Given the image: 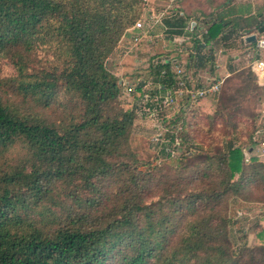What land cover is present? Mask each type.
Here are the masks:
<instances>
[{"label": "trees", "instance_id": "1", "mask_svg": "<svg viewBox=\"0 0 264 264\" xmlns=\"http://www.w3.org/2000/svg\"><path fill=\"white\" fill-rule=\"evenodd\" d=\"M144 3L0 0V62L9 61L16 74L5 81L32 101L27 113L12 107L0 82V157L18 145L25 150L0 165V264H264V230L256 246L238 245L229 205L264 185V165L246 161L244 154L246 144L253 147L259 142L255 136L264 134L262 123L249 143L237 145L239 125L229 115L235 139L214 155L212 147L205 156L189 151L197 156L195 163L186 156L193 165L179 157L183 173L177 179L143 173L147 164L129 146L139 109L123 107L124 82L106 62L142 19ZM217 26L204 43L194 41L188 51L193 66H205L203 48L218 37ZM45 46L55 49L57 65H36L35 54ZM207 53L211 58L212 49ZM145 70L138 93L147 80L157 91L173 87L170 58L152 57ZM251 80H244L243 94ZM255 88L264 92L257 83ZM216 96L194 105L188 101L181 109L197 111ZM55 104L68 111L60 124L32 111ZM183 126L174 130L184 146ZM174 132L167 133L163 154ZM195 144L194 149L202 146ZM152 195L158 200L149 203Z\"/></svg>", "mask_w": 264, "mask_h": 264}, {"label": "rangeland", "instance_id": "2", "mask_svg": "<svg viewBox=\"0 0 264 264\" xmlns=\"http://www.w3.org/2000/svg\"><path fill=\"white\" fill-rule=\"evenodd\" d=\"M144 1V16L154 15L155 13L157 16H160V12H163L169 6L168 0ZM179 7L176 6L173 13L181 14L182 10ZM151 26L152 23L149 21L146 30H149ZM155 27H151L152 29L148 33L146 31L145 33H136L141 36V41L138 44H135L133 41L135 33L134 29L131 28L128 35L126 34L119 43L114 54L107 60L106 66L111 73L124 82L123 93L120 97L123 107L131 109L136 105L139 109L137 118L134 121L129 146L137 160L140 163L147 164L143 166L142 172L148 173V175L158 174L159 176L168 174L171 179H177L183 173V169L181 168L182 162L178 160L179 157L185 156L183 157L185 158L183 163L193 165L197 161L195 160L196 155L205 156L207 148L212 147L211 155H214L218 150L223 151L226 142L235 139L232 138L233 132L227 123L229 115L234 114V121L239 125L237 133H240V138L238 136L240 140L236 141L237 145L240 142L241 144L249 143L247 142L249 136L261 123L264 125V92L256 90L257 79L254 74L250 77L249 73L252 71L249 67L246 68L248 63L247 57L244 58L245 54L244 56L240 54L241 60L233 63L236 72L231 73L225 80L216 98L208 99L201 109H197L194 112H191V109L188 107H185L184 111L181 109L186 100L178 101V103L176 101L168 109L164 110L166 114H160L159 111H155V107H157L155 104V94L158 91L152 81L147 80L143 91H140V93L136 91L139 83L144 82L147 78V74L144 71H146L148 61L152 57H162L163 54L171 56L172 49L184 52V59L188 60V51L193 48L194 40L198 39L199 35L190 40L186 39L188 42H170L168 38L171 37L167 36L166 33L160 32L159 28L156 30L157 27ZM221 48L222 45L214 48L216 49L215 51H218L219 64L222 63ZM35 59L37 61L36 65L45 64V68L59 63L55 56V49L48 46H45V48L40 47L35 54ZM15 76V70L9 61L3 60L0 62V82L4 81V88L2 90L4 99L12 107H17L21 109L20 111L24 110L27 113L29 112L28 107L32 106V101H26L17 95L5 81L12 80ZM244 80L252 81L251 89L246 94L242 93L246 86ZM62 98L63 96H61ZM166 98H168V93ZM221 110L225 116L219 114ZM32 111L34 114L43 115L47 121L56 124H60L68 113L60 104H55L46 110L34 108ZM254 115L258 116L256 121L253 119ZM182 126L185 133H181V135L188 140L192 138L195 143L201 144L202 146L200 147H203L202 151L198 150L200 147L198 149L192 148L196 144L188 140L185 141L186 146L180 145L181 137L177 131H180ZM173 131H175V139L168 146L169 148L165 149L166 154H163L161 152L162 148L170 143V137H167V133L169 135V132L172 133ZM246 145L248 148L245 152H248L250 144ZM189 151H193L196 157L192 156V153H189ZM24 152L25 150L20 145L15 146L6 156L0 157V165H3L4 161L11 163L16 158L22 157ZM186 156L193 157L194 163L192 159H188ZM239 177L240 175H237L235 180H238ZM247 195L250 198H239L234 205L231 203L229 205H231V208L233 207L231 216L234 221L235 242L238 245L246 243L252 247L256 246V235L261 231L262 222H264V211L260 212L257 209H264V204L253 203L256 199L264 201V185L252 188L251 192L247 193ZM157 200V195H152V197L149 196L148 198L149 203Z\"/></svg>", "mask_w": 264, "mask_h": 264}, {"label": "crops", "instance_id": "3", "mask_svg": "<svg viewBox=\"0 0 264 264\" xmlns=\"http://www.w3.org/2000/svg\"><path fill=\"white\" fill-rule=\"evenodd\" d=\"M179 8L182 10L181 14L173 13L175 10H169L167 16L162 20V25L155 27L156 30L159 28L160 32L170 36L171 38H168L170 42H188V40L199 35L198 40L204 43L209 35L210 27L215 24L218 25L219 34L215 40L209 44L206 43V47L203 48L205 59L208 60L203 68L192 65L189 53L188 60H185V53L175 51V49H172L171 56L163 54L160 57L165 60L171 59L174 81L178 75L177 71L174 70L177 64L182 66L186 77L195 84L200 85L213 80L225 81L231 73L236 72L233 63L241 60L240 54L243 56L245 54L244 58L247 57L248 60L246 68L249 67L251 70L252 56H259L256 53L250 54V51L255 46L257 39L264 36V31L261 32L264 27V0H182ZM134 33L136 34L137 31ZM252 36H256L255 42L248 41ZM218 45H222V50H220L221 64L218 63V51L214 49ZM211 49L213 54L211 58H208L209 53L207 52ZM260 57H264V53ZM196 61L200 62L199 59ZM255 138L259 142L249 148L248 152H244L246 161L256 159L264 165V135L257 134ZM257 209L260 212L264 211L263 208ZM262 230H264V225H262ZM257 239H259L258 234L256 235V243Z\"/></svg>", "mask_w": 264, "mask_h": 264}, {"label": "built area", "instance_id": "4", "mask_svg": "<svg viewBox=\"0 0 264 264\" xmlns=\"http://www.w3.org/2000/svg\"><path fill=\"white\" fill-rule=\"evenodd\" d=\"M168 1L169 6L163 12H160V16H157L156 13L154 15H143L142 19L139 20L133 27L134 31H137V33H145L146 31L148 33L153 27L162 25V20L167 16L169 10H175L176 6H180V2L182 0ZM149 21H151L152 23V28L150 27L149 30H146V26ZM133 41L135 44L140 43L141 36L135 34ZM254 53H256L259 57L252 56L253 60H251L250 68L257 79L258 85L260 87H264V57H260V55L264 53V36H261L259 39H257L255 46L251 49L250 54ZM175 68L174 70L177 71L178 75L171 90L169 89L162 92V90L159 89L155 94L157 102H155L157 106L155 107V111H159V113H162L176 101L178 103V101L186 100V102H190L189 104L194 105L204 98L215 96L220 93L224 81L213 80L198 85L186 77L182 66L177 64L175 65ZM167 93L168 98H166ZM158 108L161 110H159ZM261 133H264V130Z\"/></svg>", "mask_w": 264, "mask_h": 264}, {"label": "water", "instance_id": "5", "mask_svg": "<svg viewBox=\"0 0 264 264\" xmlns=\"http://www.w3.org/2000/svg\"><path fill=\"white\" fill-rule=\"evenodd\" d=\"M264 31V27L261 29V32ZM249 42H255L256 41V36H252L248 39Z\"/></svg>", "mask_w": 264, "mask_h": 264}]
</instances>
